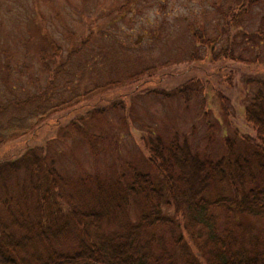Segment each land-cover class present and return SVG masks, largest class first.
Listing matches in <instances>:
<instances>
[{
  "label": "rangeland",
  "instance_id": "1",
  "mask_svg": "<svg viewBox=\"0 0 264 264\" xmlns=\"http://www.w3.org/2000/svg\"><path fill=\"white\" fill-rule=\"evenodd\" d=\"M231 1L0 0V86L15 82L20 96L47 97L12 114L23 115L43 102L54 105L75 93L83 97L97 86L71 107L65 102L54 110L27 142L53 157L76 202L88 196L86 186L93 180L77 182L87 175L109 182L128 175L132 165L158 182L140 146L139 137L148 130L165 139L177 134L200 156L213 158L224 153V140L235 137V130L253 134L243 120V103L247 89L264 78V0L250 8L239 28L215 40L220 10ZM195 28L211 36L218 53L229 46L232 58H213L210 47L192 38ZM47 40L58 47L55 62ZM76 48H81L78 54L68 56ZM43 50L50 67L62 64L49 88V72L39 60ZM144 67L151 72L125 80ZM112 80L119 82L99 87ZM9 112L0 113V121ZM88 112L97 114L90 120ZM74 125L105 139L91 146ZM11 150L0 146V155ZM217 192L229 188L210 186V195ZM137 208L130 204L127 210L134 214ZM237 221L246 236L264 237V219L239 216ZM114 223L109 219L103 229ZM74 240L70 236L64 245Z\"/></svg>",
  "mask_w": 264,
  "mask_h": 264
},
{
  "label": "trees",
  "instance_id": "2",
  "mask_svg": "<svg viewBox=\"0 0 264 264\" xmlns=\"http://www.w3.org/2000/svg\"><path fill=\"white\" fill-rule=\"evenodd\" d=\"M258 1L232 0L220 10L215 40L239 28ZM190 32L197 43L210 47L213 58H232L229 46L218 53L211 36L196 28ZM47 41L55 62L58 47ZM49 58L47 51H40V64L50 75L47 88L62 65L50 67ZM151 69L144 67L125 80ZM16 88L15 82L0 86V113L10 111L0 121V146L15 149L0 155V264H264V237L246 236L243 225L235 222L239 216L264 219V78L247 89L243 103V120L253 134L235 130V137L225 138L219 157L200 156L177 134L165 139L148 130L139 137L140 146L159 181L132 165L128 175L109 182L87 175L77 182L93 180L84 185L88 196L77 202L53 157L27 142L54 110L65 102L69 108L82 96L75 93L54 105L34 104L18 115L12 111L47 97L20 96ZM96 88L84 91L83 97ZM89 112L90 120L101 114ZM74 126L91 146L105 139ZM215 183L229 192L210 195ZM130 204L138 207L133 215L127 210ZM109 219L114 227L103 229ZM70 236L74 242L64 245Z\"/></svg>",
  "mask_w": 264,
  "mask_h": 264
}]
</instances>
